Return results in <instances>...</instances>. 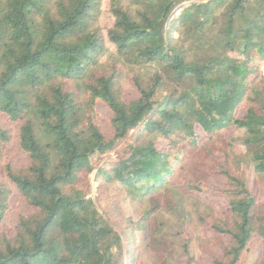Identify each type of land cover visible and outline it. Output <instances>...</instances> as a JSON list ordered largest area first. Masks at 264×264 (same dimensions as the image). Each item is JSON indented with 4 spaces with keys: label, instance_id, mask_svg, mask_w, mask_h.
<instances>
[{
    "label": "trees",
    "instance_id": "trees-1",
    "mask_svg": "<svg viewBox=\"0 0 264 264\" xmlns=\"http://www.w3.org/2000/svg\"><path fill=\"white\" fill-rule=\"evenodd\" d=\"M189 1L0 0V223L13 191L33 210L0 233V264H169L176 251L192 264L185 227L163 214L179 217L213 176L226 214L198 218L211 234L201 251L264 264V0L173 15ZM11 126L24 168L4 160ZM123 193L145 203L136 220Z\"/></svg>",
    "mask_w": 264,
    "mask_h": 264
},
{
    "label": "rangeland",
    "instance_id": "rangeland-1",
    "mask_svg": "<svg viewBox=\"0 0 264 264\" xmlns=\"http://www.w3.org/2000/svg\"><path fill=\"white\" fill-rule=\"evenodd\" d=\"M199 0L189 1L183 3L179 7H177L173 13L176 16L182 6H186L189 4H195ZM105 5V3H104ZM103 29L106 30L110 24L111 20L103 16L101 18ZM166 26H169L167 24ZM177 35L173 34V38H176ZM121 66V65H120ZM261 70L264 71V61L260 63ZM119 84L124 93V99L129 101L134 99L137 94L133 91L131 86L128 83V77L123 72L119 78ZM98 113L101 119L96 121V124L99 126V129L103 133L106 139H109L112 135L110 128L107 125V121L110 118L105 107L100 106L98 107ZM0 125L5 127L6 123L3 118H0ZM11 133V141L7 145L4 151V160L6 163H9L13 169H20L24 168L28 165L27 157L18 149L16 136H17V129L16 126L10 127ZM238 150H242L240 146H238ZM112 152L106 153L104 157L112 156ZM106 164V163H105ZM251 178L253 176L251 175ZM90 182L93 186L96 185V173L93 172L89 176ZM261 182V181H260ZM263 182V181H262ZM252 189H254L257 197L259 200H262L263 195V188L261 187L260 183L254 185L252 179L250 181ZM225 184V180L222 177L213 176L207 181V189L202 194L199 195L197 198H188L184 197L180 201L181 209H179V217L174 214H163L165 219L174 227V228H182L185 227V231L188 237V250L189 255L192 258V264H209V260L204 252L201 251L200 245L210 238L211 234L207 229L202 227L198 222V218L200 216H204L208 213V211H213L218 217H222L226 214V203L225 198L220 195V191L222 190ZM120 205L124 210L125 214L132 219L136 220L141 211L143 210V204H139L134 202L130 199L125 193L121 194L120 196ZM33 210L31 208L26 207L25 205L21 204L18 201V196L16 192L13 191L12 196L9 200L8 208L3 216V219L0 223V233H4L7 236H12V229L14 228L15 224L17 223V218L19 214L29 215L32 214ZM136 238L139 243H141L142 236L137 234ZM185 261V256L182 255L179 251H176L173 254V258L169 259V264H180L181 262Z\"/></svg>",
    "mask_w": 264,
    "mask_h": 264
}]
</instances>
